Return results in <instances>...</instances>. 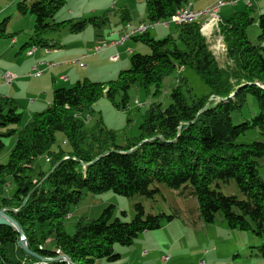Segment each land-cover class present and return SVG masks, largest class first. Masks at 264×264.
<instances>
[{
    "label": "trees",
    "instance_id": "16d2710c",
    "mask_svg": "<svg viewBox=\"0 0 264 264\" xmlns=\"http://www.w3.org/2000/svg\"><path fill=\"white\" fill-rule=\"evenodd\" d=\"M66 2L14 3L18 15L34 16L32 31L17 54L33 46L58 48L49 35L62 28L79 33L87 24L100 29L108 21V10L87 18L57 20L55 14ZM144 2L147 22L168 21L187 4V0ZM254 7L247 5L220 20L217 34L224 43V63L201 33L200 22L194 21L174 24L176 35L158 39L146 31L132 38L145 44L149 52L132 53L130 67L115 79L84 78L71 87H55L51 103L32 113L31 120L19 129L13 126L22 120V104L0 95V152L3 138L16 134L7 162L0 164V208L16 221L28 249L37 255L18 245L20 236L14 228L0 224V264H94L98 258L116 261L121 254L114 252V244L130 246L139 234L157 230L179 214L147 212L136 202L132 218L125 221L114 216L115 206L109 204L96 218L79 217L73 233L66 231L65 219L83 195L112 191L154 200L161 194V185L196 200L197 215L187 222L190 226L198 221L212 224L219 214L231 230L264 236V178L259 172L264 140L237 141L249 129H257L264 137V13L254 19ZM119 17L120 23L134 18L128 8L119 10ZM254 22L260 29L257 43L247 36ZM8 24L7 17L0 22V39H13L20 32L7 28ZM183 68L200 77L209 88L208 94L192 96L187 78L180 77L170 91V103L166 107L158 101L150 103L142 115L139 134L128 137L124 144H117L116 132L101 118L91 130L85 129L81 114L92 111L101 97L116 108L127 109L132 85L147 91L153 86L156 95L164 78ZM248 96L255 99L258 113L234 123L232 113L242 109ZM57 132L63 133L69 150L61 146L52 149ZM40 156L48 157L49 168L35 172L33 163ZM230 181L240 197L221 191V185ZM10 183L12 192L7 191ZM256 248L264 256V245ZM63 255L70 261L59 258Z\"/></svg>",
    "mask_w": 264,
    "mask_h": 264
},
{
    "label": "rangeland",
    "instance_id": "374dc122",
    "mask_svg": "<svg viewBox=\"0 0 264 264\" xmlns=\"http://www.w3.org/2000/svg\"><path fill=\"white\" fill-rule=\"evenodd\" d=\"M14 0H0V11L2 7L4 6V3L9 4L7 7V10L5 13L0 14V22L4 18H9V24L7 28H12L11 30L20 31L16 34V45L11 48L12 50V56H14L18 51L20 46L27 41L28 36L30 32L32 31L33 25H34V16L31 14H26L23 16H20L15 11V7L13 4ZM18 1V0H16ZM15 1V2H16ZM255 3L254 11L252 13V16L254 19H257L260 13V5L264 4V0H253ZM13 6H12V4ZM248 0L245 1H239L232 5H227L221 7L222 10L229 11L231 16L233 12L243 10L245 6H247ZM105 4L104 0H67L66 4L55 14V18L57 20H63L65 18H71L70 17H64V13L67 12L68 8H73V6H79L83 8V10H87L89 8L95 7L97 5L98 7H101ZM68 5L70 7H68ZM123 5H129L128 8H131L132 15L142 14V9L145 7L144 0H119L114 8H105L99 9L97 13H84L86 15L81 16H72V17H80V18H87L93 15H101L103 11L108 10V21L102 28L95 29L92 25L87 24L85 29L79 33H71L69 32L68 28H62L58 32L51 33L49 35L52 40H54L59 47H64L62 49L69 48L71 51L81 48L83 44L87 41L91 42V36L90 31L95 34V31H102L103 33L111 30H114L117 28V26L120 24V17H119V10H122ZM134 9H133V8ZM138 10V11H137ZM264 13V10L261 11ZM222 16V12L220 13ZM136 16V18L138 17ZM143 16V15H141ZM166 27V28H165ZM165 29V33H164ZM151 36L155 38H164L168 34L176 35L174 24H170L169 28L168 26H164L163 24H159L157 26H154L153 28L149 29ZM260 33L259 26L257 22H254L251 24L247 29V36L248 39L252 43H257L258 41V34ZM4 40H0L3 43H9V38H3ZM108 39V38H106ZM5 41V42H4ZM73 42H77V44L72 47ZM94 42V41H93ZM91 42V43H93ZM137 43L140 41H136ZM223 42V41H222ZM142 43V42H140ZM212 43V42H211ZM214 43V42H213ZM221 45L222 43L219 42ZM90 44V43H89ZM224 44V43H223ZM263 48H264V41H263ZM143 45L144 49L140 51H136L137 53H148L149 49L145 44ZM70 46V47H69ZM213 52L218 57L219 62L224 63V50H222L221 47L216 48V44H213L211 46ZM135 52V53H136ZM130 58V53L127 54ZM263 56H264V50H263ZM97 57V56H93ZM118 70L114 72V74L109 77H105V79H99L100 81H108L117 78L119 72L121 70L128 69L130 67V60H128L126 65H116ZM108 66L104 62H97L93 65L94 68V74L98 75L100 74V70L106 69ZM108 71V70H107ZM107 71H105V76ZM102 76V75H101ZM104 76V75H103ZM186 77L188 81V85L191 88V95L194 97H200L203 95L208 94L209 88L201 81L200 77L190 68H183L181 70L174 71L172 74L164 78L163 85L160 88V91L157 92V94H154L155 88L152 86L150 87L149 91L140 88L137 85H132L129 89L128 95H129V104L127 109H121L116 108L112 102L107 99L106 97H101L98 101H96L92 106V111H84L81 114V118L84 119V126L86 130H91V128L95 125L96 121L101 118L102 123L109 129H112L116 132V142L117 144H124L126 142V139L128 137H134L139 134V125L142 121V115L144 111L148 108L150 103L154 101L161 102L163 107H166L170 103V91L171 89L179 84L180 77ZM95 78V77H94ZM100 78V77H99ZM83 80V79H82ZM96 81V80H95ZM75 83H71L67 87L73 86ZM24 90V88H23ZM33 97H29L31 99ZM31 112H33L34 109L31 107ZM30 110L27 109V103H22V120L19 124L14 125L13 127L16 129H19L22 125L28 123L31 120L32 114L28 113ZM258 113V106L255 101V99L252 96L247 97V101L242 107V109L238 112L232 113V119L234 123H239L243 121L244 119H251L255 114ZM64 135L62 132H57L55 135V143L52 145V149H57L59 146H61L65 150H69V144L64 143ZM259 141L264 140V137L260 134V132L257 129H249L244 134L240 135L238 137L239 143H249L252 141ZM16 141V134H12L9 136H6L3 138L4 142V148L0 152V164L6 163L9 158V153ZM48 159V157H46ZM33 167L35 172L39 170H47L49 168V163L46 161L44 156L38 157L34 163ZM260 175L264 178V162L259 167ZM14 189L13 184H9L7 186V191L12 192ZM221 191L225 194H234L237 196H241L239 193L235 183L233 181H230L229 183H225L221 185ZM136 202H141L145 208V211L147 212H153V213H159L164 212L165 214H179V217L174 218L170 222L165 223L169 224L171 223L167 229L162 230V240L165 242V246H168L170 244H173L172 249L170 250L167 247H160L162 250L166 253L164 254H174V257L176 256V224L188 222L191 218H194L197 215L196 212V200L193 198H186L178 195L174 190L167 188L164 185H161V194H157L155 199H146L142 196H133V197H124L118 194H115L112 191H105L101 194H86L83 195L81 201L79 204H77L75 207H73L70 211V215H72L71 218L65 219V229L68 233L74 232V223L75 221L83 216L87 218H96L99 216L103 208H105L109 204H113L115 206L114 210V216L119 217L122 220L129 221L133 216V206ZM1 209V208H0ZM122 211H124L125 215L122 214ZM217 221L222 220L221 215L218 214ZM153 232V231H151ZM141 236V234L138 235V237L134 240L133 244L130 246H124L121 244H114V252H119L123 256L120 259L110 262L107 261L105 258H98L95 259L94 264H121L124 263L127 258L131 255V252L135 248V246L138 243V238ZM180 243L191 246L192 241L188 240V237L181 240ZM229 242H227L228 244ZM252 250V251H251ZM195 251V250H192ZM233 255H239L238 253L234 252ZM243 256V258H235L234 260L230 258V261L232 264H249L251 259H256V255L261 258V260H264V256L262 255L261 251L258 250V248H252L248 249L244 253L240 254ZM163 256V255H162ZM135 261H139V258H136Z\"/></svg>",
    "mask_w": 264,
    "mask_h": 264
},
{
    "label": "crops",
    "instance_id": "0c3cea01",
    "mask_svg": "<svg viewBox=\"0 0 264 264\" xmlns=\"http://www.w3.org/2000/svg\"><path fill=\"white\" fill-rule=\"evenodd\" d=\"M15 1L16 0L13 1V4ZM104 1L105 4L103 6L98 7L95 5V7L89 8L86 11L83 10L82 7L79 8V6L72 5L73 8H68L67 12L64 13V17L81 16L90 12L97 13V11L103 9V7L114 8L119 0ZM251 1L253 0H250V2ZM186 3L190 4L191 8L196 11L209 6L212 0H187ZM255 3L256 2L252 4L251 2V5L255 6ZM8 6L9 4L4 3L0 14L8 11ZM128 6L129 5H123L121 9H127ZM68 7L70 6L68 5ZM263 10L264 4L260 5V13H263L261 12ZM221 12L224 16L220 14ZM135 13L136 15H133L134 18L127 23L137 24L144 21L147 22L145 19V7H143L141 12L143 16H141L140 13L139 15L137 12ZM218 14L220 20L230 17V13L227 10L220 9ZM137 15L138 17L136 18ZM204 21V17L199 20L200 23ZM127 23H120L116 29H120ZM164 26H168L169 28L170 25ZM109 30L104 33L102 31H95V34L93 32V36L90 31V41L94 42L91 43L87 41L81 48H77L73 51L69 48L62 49L64 47L53 49L37 48L31 54L23 52L21 54L16 53L12 56L11 48L16 45V38L10 39L9 43L0 41V95L11 96L17 99L21 104L26 102L28 110H30L31 107L34 109L33 112H31V110L28 112L32 114L36 111L44 110L51 103L52 92L55 87H67L71 83H75L84 78L100 81L99 79H105L107 76L111 77L114 72L118 70L117 64L126 65L128 60H130L127 55L128 53L131 55L136 51L144 49V47L141 45L142 43H137L136 40L129 39L121 45L108 47L100 52H94L92 47L95 44L107 40L106 38L109 39ZM76 44L77 42H73L72 47L74 48ZM210 44L212 46L213 42H210ZM114 55L117 56L116 60H111V57ZM77 60L82 62L84 66L76 62ZM99 61L104 62L108 67L104 70H100V74L96 75L93 73V65ZM51 63L54 65L50 66ZM38 70L41 71L40 74L35 75ZM6 71L15 76L10 84L1 82V75ZM105 71H107L106 76ZM29 97L33 98L29 99ZM71 217L72 215H70V218ZM170 224L171 223L166 225L163 224L161 228L153 232L146 231L141 233V236L138 238L139 241L131 252V255L121 264H158L160 257L166 253L160 247H167L170 250L173 247V244L165 246L166 244L161 236L162 230L167 229ZM186 237H188L189 241H192L191 246L180 243V241ZM227 242L229 243L227 244ZM259 245H264V236L255 237L247 232L231 230L227 228L225 223L221 220H216V222L212 224H204L198 221L194 227L185 222L179 223L176 224V256L174 257V254L172 255L169 253L170 260L168 264H194L199 258L205 259L206 264L231 263L230 258L233 260L235 258H243V256L240 255L241 253ZM234 252L239 255L232 256ZM122 256L123 251L121 258ZM136 258H139V261L136 262ZM261 258L256 255V259H251L249 264H264V260L262 261Z\"/></svg>",
    "mask_w": 264,
    "mask_h": 264
},
{
    "label": "built area",
    "instance_id": "2783aa9c",
    "mask_svg": "<svg viewBox=\"0 0 264 264\" xmlns=\"http://www.w3.org/2000/svg\"><path fill=\"white\" fill-rule=\"evenodd\" d=\"M240 0H212V3L207 6H217V13L215 15V18H220L219 16V10L221 7L225 5H232ZM247 5H251L250 0L248 1ZM200 12L201 10H196L194 11L191 7H184L183 5V11H182V16L178 17L177 20H173V24H180V23H189V22H194V21H199L200 20ZM206 20V19H205ZM210 20V19H207ZM149 28L153 27H140L137 26L135 31H127V26L122 27V32L120 33H109V39L105 41H101L97 44H95L92 47V50L94 52H100L103 49H106L108 47H114L123 44L125 41L132 39L140 34H143L144 32L148 31ZM209 42H214L213 44L219 43V37L212 38ZM36 49L35 46L27 50V54H31L34 50ZM224 44H223V50H224ZM117 56H112L111 60H116ZM76 62H79L81 66H84L82 62L77 60ZM54 65L53 63L50 64V66ZM41 71H37L35 75H39ZM15 78V76L10 73V72H4L1 75V82L3 83H8L10 84L12 80ZM46 160H48L46 158ZM169 254H163V256L160 257V262L158 264H167V258L169 257ZM195 264H206V263H201V259H199ZM225 264H230V263H225Z\"/></svg>",
    "mask_w": 264,
    "mask_h": 264
},
{
    "label": "bare ground",
    "instance_id": "6f19581e",
    "mask_svg": "<svg viewBox=\"0 0 264 264\" xmlns=\"http://www.w3.org/2000/svg\"><path fill=\"white\" fill-rule=\"evenodd\" d=\"M184 7H191V6L190 4L187 3L186 5H184ZM182 11H183V6L179 8L175 12V14L171 17V19H169L168 21H163V22L161 21L145 22L144 21V22L137 23V24L127 23L123 25L122 27L127 26V31H135L137 26L154 27L159 24H163V25L173 24V20H177L178 17L182 16ZM216 13H217V6H210V7H205L202 9V12H200V18L204 17L205 19H210V20H205L203 23H200L201 24L200 31L208 39V41H210L212 38L219 37V42H221L222 45L220 43H216V48L221 47L223 50L222 38L219 34H217V31H219L220 18H215ZM122 27L120 29L111 30L109 33H120L122 32ZM169 260H170V256L167 258V264ZM201 263H206V262L204 259H201Z\"/></svg>",
    "mask_w": 264,
    "mask_h": 264
},
{
    "label": "water",
    "instance_id": "95a60500",
    "mask_svg": "<svg viewBox=\"0 0 264 264\" xmlns=\"http://www.w3.org/2000/svg\"><path fill=\"white\" fill-rule=\"evenodd\" d=\"M0 224L7 225L9 227L14 228L19 233V236H20L18 245L21 246L26 251V253L37 256L36 254H34L28 249L24 233L22 232V230L20 229L16 221L6 213L5 209H0ZM59 258H64L67 261H70L69 258L65 255L60 256Z\"/></svg>",
    "mask_w": 264,
    "mask_h": 264
}]
</instances>
